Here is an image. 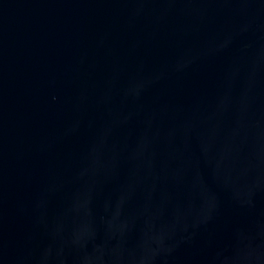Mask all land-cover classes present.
Segmentation results:
<instances>
[{
  "label": "water",
  "instance_id": "water-1",
  "mask_svg": "<svg viewBox=\"0 0 264 264\" xmlns=\"http://www.w3.org/2000/svg\"><path fill=\"white\" fill-rule=\"evenodd\" d=\"M0 264H264V0H0Z\"/></svg>",
  "mask_w": 264,
  "mask_h": 264
}]
</instances>
